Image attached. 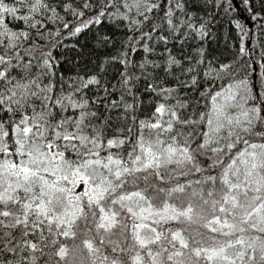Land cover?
Returning <instances> with one entry per match:
<instances>
[{"label":"snow or ice","instance_id":"snow-or-ice-1","mask_svg":"<svg viewBox=\"0 0 264 264\" xmlns=\"http://www.w3.org/2000/svg\"><path fill=\"white\" fill-rule=\"evenodd\" d=\"M0 264H264V0H0Z\"/></svg>","mask_w":264,"mask_h":264},{"label":"trees","instance_id":"trees-1","mask_svg":"<svg viewBox=\"0 0 264 264\" xmlns=\"http://www.w3.org/2000/svg\"><path fill=\"white\" fill-rule=\"evenodd\" d=\"M242 16H246V14L242 13Z\"/></svg>","mask_w":264,"mask_h":264}]
</instances>
